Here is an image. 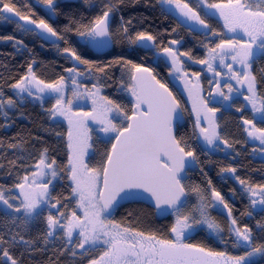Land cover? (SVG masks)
Here are the masks:
<instances>
[{
	"label": "snow or ice",
	"instance_id": "6c2138e0",
	"mask_svg": "<svg viewBox=\"0 0 264 264\" xmlns=\"http://www.w3.org/2000/svg\"><path fill=\"white\" fill-rule=\"evenodd\" d=\"M141 4L174 26L124 14ZM82 8L0 0V21L20 34L0 41L29 57L15 72L0 61V264H264V182L236 162L252 145L264 164V0ZM25 38L54 50L60 70L42 75ZM26 105L39 106L35 132L17 124L35 123ZM233 117L239 138L226 132ZM217 163L222 184L238 185L227 196L209 174Z\"/></svg>",
	"mask_w": 264,
	"mask_h": 264
},
{
	"label": "trees",
	"instance_id": "16d2710c",
	"mask_svg": "<svg viewBox=\"0 0 264 264\" xmlns=\"http://www.w3.org/2000/svg\"><path fill=\"white\" fill-rule=\"evenodd\" d=\"M18 6H23L25 3L33 4L34 0H16ZM61 7L64 12H70V11H84L82 8V0H61ZM26 10V9H25ZM35 11H37L38 14L42 15V12L39 8H34ZM125 15H140L143 14L144 16L148 17V23L151 26L152 31H157L158 29L163 28H171L173 27V22L170 20H165L163 17H160L158 9H145L143 4L139 6H133L130 7L125 13ZM67 23V20L63 15L59 16L57 18V26L63 27V25ZM177 32L179 36L185 37L187 44L186 47H192L197 43L196 40H194L192 37L188 36L186 32H184L181 29H177ZM4 35H16L17 38H20V34L15 31V25L10 24L7 21L0 22V36ZM170 37L167 36V34L164 36V41L167 43V40ZM172 38H176L175 36ZM25 43L28 44L29 47L33 48L34 52L33 55L40 61V64L38 65V70L40 73L46 77H51L55 74L56 71L60 70V65L64 64L62 60H59L56 56V53L54 50H49L47 45H45L43 48L40 47L39 42H35L29 38H25ZM184 50V49H181ZM109 52L113 51L112 49L108 50ZM121 49L119 47L115 48V52L119 53ZM194 53L196 54H202L199 50V48L193 49ZM87 54L91 55L92 57L97 56L98 54L92 53L89 49L87 50ZM143 53H141L142 55ZM28 54L25 53L24 55H16L14 54V50L11 47L10 43H5L3 41H0V61L6 62L8 64V67L12 69L13 72L16 71L17 68H21L22 65H25L26 59H28ZM67 66V65H64ZM21 70H23L21 68ZM161 72L162 76H166V71L161 68L158 69ZM193 70H200V67L193 66ZM2 71V69H0ZM202 75H205V73H202ZM204 87L207 88V81H203ZM26 114H30L31 120L35 123H29L27 120H17L18 125H24L26 128H32V130L35 132L37 131V125L42 123L41 117H40V109L39 106H32V105H26ZM2 122V121H0ZM237 118L233 117L231 120L226 122V132L229 135L235 134L237 138L241 136V132L239 129H237ZM49 125L45 124V127H48ZM18 130L17 128L10 129L6 135L11 136L15 131ZM0 135H5V132L3 129H0ZM54 143V141H53ZM237 149H240V145H236ZM251 150V145L246 146L243 149L242 155L238 158L236 161L240 167L238 174H240L243 177H249L252 180L256 182H264V164H262L261 160L258 158H253L252 156L248 155V153ZM234 155V154H233ZM214 161L220 162L223 161L225 164L227 163V160H225L223 153H217L212 157ZM219 166H221L219 163L215 165L209 166V174L213 181L217 184L218 187H222L223 193L227 196L228 195V189L229 187H238V185L235 184V181H229L227 184H222V182L218 179L217 173L219 171ZM3 180H0V183H3ZM235 208L237 209L236 215L239 216V212L243 210L244 204L240 200L234 201ZM133 207H141V206H133ZM124 210L121 209L117 214V219L123 215ZM148 220H150L153 224L159 226L161 224L166 223L164 220H158L151 216L147 217ZM255 223L254 221L252 222ZM197 239H203V234L201 236H198ZM212 247H217L218 250L223 248V245L215 244L210 245Z\"/></svg>",
	"mask_w": 264,
	"mask_h": 264
},
{
	"label": "rangeland",
	"instance_id": "374dc122",
	"mask_svg": "<svg viewBox=\"0 0 264 264\" xmlns=\"http://www.w3.org/2000/svg\"><path fill=\"white\" fill-rule=\"evenodd\" d=\"M0 22H4V21H0ZM195 66H198V67H200L201 68V66H199V65H195ZM205 75H208L207 73H205ZM203 85H204V83H203ZM207 87H208V85H207ZM251 148H252V145H251ZM251 151V150H250ZM259 159V158H258Z\"/></svg>",
	"mask_w": 264,
	"mask_h": 264
},
{
	"label": "water",
	"instance_id": "95a60500",
	"mask_svg": "<svg viewBox=\"0 0 264 264\" xmlns=\"http://www.w3.org/2000/svg\"><path fill=\"white\" fill-rule=\"evenodd\" d=\"M92 53H95L94 50L89 49ZM110 50V49H109ZM97 54V53H96Z\"/></svg>",
	"mask_w": 264,
	"mask_h": 264
},
{
	"label": "flooded vegetation",
	"instance_id": "af4514ba",
	"mask_svg": "<svg viewBox=\"0 0 264 264\" xmlns=\"http://www.w3.org/2000/svg\"><path fill=\"white\" fill-rule=\"evenodd\" d=\"M184 99L186 100V96L184 97Z\"/></svg>",
	"mask_w": 264,
	"mask_h": 264
}]
</instances>
